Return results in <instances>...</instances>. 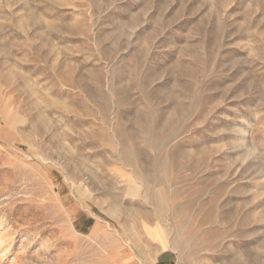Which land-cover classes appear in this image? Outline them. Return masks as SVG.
Masks as SVG:
<instances>
[{
	"label": "rangeland",
	"instance_id": "374dc122",
	"mask_svg": "<svg viewBox=\"0 0 264 264\" xmlns=\"http://www.w3.org/2000/svg\"><path fill=\"white\" fill-rule=\"evenodd\" d=\"M0 264H264V0H0Z\"/></svg>",
	"mask_w": 264,
	"mask_h": 264
}]
</instances>
